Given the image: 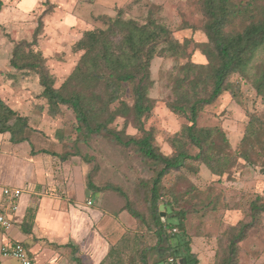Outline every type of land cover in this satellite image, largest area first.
Masks as SVG:
<instances>
[{"label": "trees", "instance_id": "16d2710c", "mask_svg": "<svg viewBox=\"0 0 264 264\" xmlns=\"http://www.w3.org/2000/svg\"><path fill=\"white\" fill-rule=\"evenodd\" d=\"M150 2L155 4L150 0H130L117 7L114 16H98L97 20L105 26L83 31L73 45L75 64L59 86L47 57L35 49L43 27L41 20L31 41L15 42L9 64L14 70L38 77L42 87L38 97L45 100L43 105H34L39 110L46 109L53 119L64 115L66 110L72 113L73 132L58 128L54 134L56 142L39 152L57 156L61 161L82 159V166L89 168L87 185L91 190H111L121 196L123 209L134 217L137 229L143 228L141 236L135 235L139 263L151 264V252L158 250L161 256L164 253L172 256L173 264H199L186 230L190 210L185 203L200 190L185 169L197 171L192 164L198 163L221 180L238 164L236 157L250 164L254 163V155L264 159V119L248 110L240 149L233 148L222 125L204 127L198 123L206 106L217 102L226 91L234 99L238 97L241 81H231L235 74L249 81L264 102V0H197L203 24L196 27L185 23L179 27V31L191 28L194 34L197 31L203 34L204 41L196 45L194 36L180 39L174 29L155 18L149 9L153 6ZM143 4L149 5V15L140 22L133 12ZM198 49L206 55L205 62L193 58ZM155 58H171L175 62L167 99L150 95L156 83L152 76ZM128 88L133 97L131 104L124 99ZM159 103H165L171 112L187 121L169 139L170 152H164L157 144L153 128L145 126ZM118 118L125 121L121 129L114 126ZM129 123L141 136L127 132ZM31 131L34 129L28 118L0 98V132H10L12 141L20 142L28 140ZM98 137L135 152L151 170L149 179H139V187L133 186V197L122 185H101L95 181L98 166L82 145H89ZM56 145L60 152L56 151ZM192 147L196 152L190 151ZM173 173L174 178L168 179ZM139 193H143L145 208L137 206ZM161 204L172 208L165 221L160 215ZM263 214L264 196L257 195L250 204L249 220H241L225 231V245L217 264H240V243L261 223ZM176 231L183 233V237ZM144 235L152 236L155 244L146 243ZM173 238L178 240L176 244Z\"/></svg>", "mask_w": 264, "mask_h": 264}, {"label": "crops", "instance_id": "0c3cea01", "mask_svg": "<svg viewBox=\"0 0 264 264\" xmlns=\"http://www.w3.org/2000/svg\"><path fill=\"white\" fill-rule=\"evenodd\" d=\"M128 1L0 0V98L19 115L27 117L34 129L28 140L20 142H13L10 132H0V209L12 222L9 229L0 228V249L7 243L20 241L30 251L33 248L29 247H36L35 252H29L36 257V252L43 248L41 242H45L56 249L48 264H111L110 260L118 254L112 252L113 248L123 250L128 227L134 226L136 220L122 208V202L111 190H91L87 171L79 163L39 152L56 142L54 134L46 131L52 118L46 109L34 106L45 104L38 97L42 87L37 76L12 69L9 60L15 42L31 41L41 20L43 27L35 49L47 57L59 86L75 64L73 45L83 31L97 26L100 15L114 16L117 7ZM150 1L163 5L172 16L180 15L176 4L186 2ZM181 31L184 37H196L199 32L194 34L191 28ZM194 57L198 62L207 60L199 51ZM38 131H46V135ZM56 151L60 152L59 145ZM201 171L206 172L205 166H201ZM6 187L23 190L16 201V210L11 209L3 194ZM3 261L21 264L16 258Z\"/></svg>", "mask_w": 264, "mask_h": 264}, {"label": "rangeland", "instance_id": "374dc122", "mask_svg": "<svg viewBox=\"0 0 264 264\" xmlns=\"http://www.w3.org/2000/svg\"><path fill=\"white\" fill-rule=\"evenodd\" d=\"M148 7L149 5L145 6L143 4L141 9L133 12V15L140 22H143L149 15V9H151L152 15L174 29L175 34L180 39L185 38L183 31H179V27L183 24H194L196 27H201L203 24L204 17L197 4V0H186L184 3H177L175 8H178L180 13L178 16L170 15L163 5L153 4L149 9ZM97 23L103 27L105 26L102 21H97ZM196 35L194 37L195 45L201 42V36H203L200 31ZM204 56L206 57V55ZM262 58L261 55L260 59ZM174 63V60L171 58L154 59L152 63V76L156 79V83L150 90L151 96L160 99L170 97L169 80L173 72ZM237 80L241 81V90L238 97L234 99L226 91L217 102L206 106L198 120L199 125L204 127L222 125L225 134L235 150L241 148L243 133L249 119L247 110L257 117L264 119V102H262L253 85L249 81L241 80L238 74L233 75L231 81L236 82ZM124 99L129 104L133 102L130 88L126 91ZM72 117V113L66 110L64 115H60L56 119H50L49 128L46 131L49 130L55 134L58 128L64 127L67 133H72L73 127L70 123ZM124 122L123 118H118L114 126L121 129L124 126ZM186 122L184 117L177 116L171 112L165 103H159L157 108L153 110V113L146 119L145 126L148 129L153 128L157 144L163 148L164 152H169L171 151L169 139L175 133H178ZM127 132L141 136V133H138L131 123L127 127ZM82 148L95 158L96 166H98L95 181L98 184L106 185L111 183L122 185L133 197V186L139 187V179H149L152 176L151 170L148 166L144 165L141 158L135 152L127 150L110 140L98 137L89 145H82ZM190 151L194 153L196 149L192 147ZM72 160L81 166L83 165L82 159L78 157H74L70 161ZM236 160H238V164L224 175L221 180L213 177L207 167H205L206 172L203 173L198 163L192 164L193 168L198 169L197 171L185 169L192 182L197 184L200 190V193L196 197L190 198L189 203H185V207L190 210L187 217L186 230L188 237L192 239V249L199 257V264H217L219 262L223 246L225 245V231L241 220H249L251 201L257 195L264 196V159H260L254 155V163L251 164L245 162L242 158L237 159L236 157ZM84 169L87 171L89 168ZM207 172L210 173L209 176ZM174 175L175 173L171 174V178L168 179H173ZM140 190H143L141 186ZM110 192L120 199L123 208L121 196L114 191ZM142 196L143 193L142 195L138 194L137 206L145 208V203L141 200ZM209 201L212 202L209 203ZM142 230L143 228L140 227L137 229L136 224L128 227L126 241L124 240L122 244L123 250L120 251L113 248V253L118 252V254L110 260L111 264H140L135 249V235L141 236ZM176 233L181 238L183 237V233L180 231H176ZM144 236L146 237L144 238L146 243L155 244V239L152 236ZM177 242L178 240L173 238V244ZM41 246L43 248L39 252H36V257L30 255L40 264H48L50 255L56 249L50 247L45 242H41ZM29 248H33V251L36 247ZM27 250L31 253L35 252ZM73 253L74 255L76 254L75 252ZM161 254L158 250L152 251L150 263L159 264L161 263L159 261L163 257L162 264H173L175 262L173 257L168 253H164L162 256ZM239 262L240 264H264V214L262 215L261 223L250 230L247 238L240 243Z\"/></svg>", "mask_w": 264, "mask_h": 264}, {"label": "built area", "instance_id": "2783aa9c", "mask_svg": "<svg viewBox=\"0 0 264 264\" xmlns=\"http://www.w3.org/2000/svg\"><path fill=\"white\" fill-rule=\"evenodd\" d=\"M22 193L23 190L20 188L6 187L3 189V194L10 202L12 210L18 208L16 201L20 198ZM89 203H91V201ZM11 226V220L8 218L7 214L0 209V228L9 229ZM4 258H16L21 264H37L36 259L30 255L24 244L20 241L7 243L0 249V264H4Z\"/></svg>", "mask_w": 264, "mask_h": 264}, {"label": "water", "instance_id": "95a60500", "mask_svg": "<svg viewBox=\"0 0 264 264\" xmlns=\"http://www.w3.org/2000/svg\"><path fill=\"white\" fill-rule=\"evenodd\" d=\"M172 212V208L170 206H165L164 204L160 205V215L163 219V221H165L166 219V215Z\"/></svg>", "mask_w": 264, "mask_h": 264}]
</instances>
